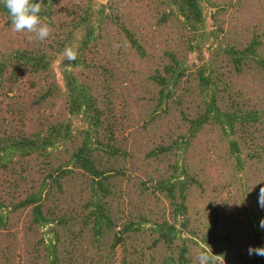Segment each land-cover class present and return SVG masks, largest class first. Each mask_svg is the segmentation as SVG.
<instances>
[{"label":"trees","instance_id":"obj_1","mask_svg":"<svg viewBox=\"0 0 264 264\" xmlns=\"http://www.w3.org/2000/svg\"><path fill=\"white\" fill-rule=\"evenodd\" d=\"M131 1L44 0V41L14 32L0 3V264H196L201 251L264 264L247 254L264 246V40L215 47L192 71L201 0H156L145 22ZM152 40L166 45L154 56ZM135 190L128 207L113 199Z\"/></svg>","mask_w":264,"mask_h":264},{"label":"rangeland","instance_id":"obj_2","mask_svg":"<svg viewBox=\"0 0 264 264\" xmlns=\"http://www.w3.org/2000/svg\"><path fill=\"white\" fill-rule=\"evenodd\" d=\"M107 1L108 0H93L92 4L95 8L96 7L98 8L100 4L106 3ZM139 1L134 0L128 2L129 10H134L136 21L139 20L138 22H145L146 18H149L151 14L155 11V9L153 8L157 4V2L156 0H139ZM239 1H241L242 3H239ZM217 3H219L220 6L223 5L222 3H224V5H226L227 8L226 12L229 13V19L226 16L224 17V28L223 31L221 32H218V25L215 24L212 16L213 12L219 7ZM201 5L204 13V21L200 25V27L195 31V35L193 37V40L195 42H198V46L192 50H187V52L185 51L186 52L185 64L188 65L189 67L188 69H193L192 71H194L197 68L194 63L201 64L203 62L208 61L211 58V55L216 52L215 47L217 48V52L218 51L221 52L227 46L228 43H233L235 42L234 40L237 39L246 42V40L250 38L252 35H256L255 33L260 34V39L264 40V0H201ZM143 11H149L146 17ZM231 11H233L234 14H231ZM139 12H141L142 14H140ZM230 15H233V17L230 18ZM139 17L141 18V20L139 19ZM146 23L149 25L150 28H154L155 26L153 23L150 25L148 21ZM216 32L218 33L217 35L215 34ZM148 37L150 39L151 37L150 32ZM256 37L258 38V35H256ZM148 43H149L148 50L153 52V56L157 55L160 52L161 48L163 50L164 47L166 46L165 43L163 42H157L153 46V40L148 41ZM171 45L173 44L171 43ZM52 64L54 69L53 72H55L57 78L61 81L59 59L58 58L54 59ZM80 124H82V120H80L78 117L72 118V125L74 127ZM182 149H184V152L182 151ZM209 153L211 155V158H213L210 164L212 165L211 170L214 171L216 167L221 169V167L218 164L213 163V161L216 158L221 157L220 152L218 153V151L210 149ZM186 154H189V150L187 149L185 151V148L182 147L177 157L180 156L181 158L183 155ZM189 162H192V160L190 159ZM41 175H43V173ZM2 180H3V176L0 177V182ZM140 194L141 193L138 190L130 191V192L124 191L122 194L118 192L116 193V197H113V199L117 204H124L125 207H128L129 206V203L127 201L128 197L132 195H140ZM141 196L142 198L140 200V203L142 205L151 204L146 200V198L143 195ZM5 209L6 207H4L3 210ZM51 224H54V222H52ZM50 227L51 226L49 224H45V225H41L39 229L40 232L42 233L45 242L49 241V238L52 234V231L49 230ZM16 228H20V225L12 229L15 230ZM16 233H17L16 239L18 240V244H19L18 251H20L22 255H24L23 246L25 242L23 239H21V231H19L18 229ZM117 247L119 248V246ZM216 258L218 264H227L223 262L219 257Z\"/></svg>","mask_w":264,"mask_h":264},{"label":"clouds","instance_id":"obj_3","mask_svg":"<svg viewBox=\"0 0 264 264\" xmlns=\"http://www.w3.org/2000/svg\"><path fill=\"white\" fill-rule=\"evenodd\" d=\"M44 0L33 2V0H0L8 10L14 32H23L27 30L34 33L35 38L44 41L48 38L51 28L48 23L41 19L40 13L44 10ZM63 57L69 62L76 61L77 50L73 47H66ZM258 206L264 210V186L259 190ZM259 229L264 230V218H261L258 225ZM249 256L264 257V246H249L247 249ZM196 264H218L215 255L207 251H201L196 256Z\"/></svg>","mask_w":264,"mask_h":264}]
</instances>
